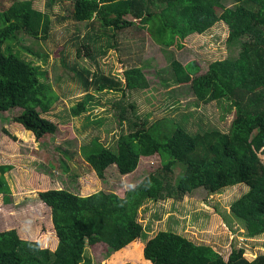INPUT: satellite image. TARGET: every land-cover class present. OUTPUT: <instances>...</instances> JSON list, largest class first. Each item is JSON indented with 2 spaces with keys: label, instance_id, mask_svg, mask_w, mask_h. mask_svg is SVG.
<instances>
[{
  "label": "trees",
  "instance_id": "trees-1",
  "mask_svg": "<svg viewBox=\"0 0 264 264\" xmlns=\"http://www.w3.org/2000/svg\"><path fill=\"white\" fill-rule=\"evenodd\" d=\"M35 1L16 0L0 11V112L21 108L14 120L39 141L59 128L43 115L55 102L50 85L43 80L46 72L6 45L19 32L43 39L49 35L51 15L38 9ZM56 1L71 2V17L92 27L80 43H91L95 55L117 45L119 30L137 20L148 24L170 61V80L190 83L202 103L228 98L235 106V117L228 132L213 128L192 133L181 125L166 130L162 121L146 128L142 121L119 136L116 149L93 139L84 155L100 179H105L113 164L127 174L142 156L154 154L161 158V170L144 177L124 196L105 189L86 196L66 188L39 191L37 196L50 209L58 238L53 259L39 241L24 239L11 229L0 231V264H91L85 258L87 245L105 243L109 251L117 252L143 239V225L137 216L147 200L182 198L201 186L218 190L232 183L235 168L255 166L264 152V0H235L233 5L224 4V0H47V7L52 8ZM219 21L227 24L230 41H240L238 53L214 61L205 73L193 78L172 47H182L189 35L204 33ZM97 23L98 32L93 33ZM75 63H66V67L87 94L94 89L120 90L125 95L150 84L141 66L125 69L124 79H119ZM178 164L185 170L171 183L169 177ZM245 182L248 190L231 204V211L252 238L264 234V172L250 173ZM181 239L172 230H161L146 242L145 254L155 264H264V253L248 259L244 247L233 248L227 259L222 255L214 258L205 247L195 248L198 254L192 261L174 259L172 254H178Z\"/></svg>",
  "mask_w": 264,
  "mask_h": 264
},
{
  "label": "rangeland",
  "instance_id": "rangeland-1",
  "mask_svg": "<svg viewBox=\"0 0 264 264\" xmlns=\"http://www.w3.org/2000/svg\"><path fill=\"white\" fill-rule=\"evenodd\" d=\"M14 1L0 0V11ZM234 2L224 0L227 5ZM35 6L51 15L47 38L19 32L6 45L46 72L43 80L50 85L55 102L43 115L57 122L59 128L54 135L38 141L31 130L14 120L21 108L0 112V187L5 188L0 190V231L16 229L24 239L39 241L53 259L58 238L51 211L40 204L38 197L31 199L32 194L57 187L83 196L100 189L124 196L144 177L161 170V158L154 154L142 156L137 167L127 174L113 164L106 170L105 179H100L84 155L85 147L93 139L116 149L119 136L131 132L142 121L147 123L146 128L162 121L160 125L166 130L181 125L192 133L213 128L228 132L235 106L228 98L220 103L199 102L190 83L174 84L170 80L172 67L168 56L148 24L137 20L119 30L117 45L105 54L95 55L91 43H80L92 27L71 17V2L56 1L48 8L47 0H36ZM95 26L93 33L98 32V23ZM228 34L227 24L219 21L204 33L189 35L182 47L172 49L194 78L205 73L214 61L237 55L240 41H230ZM66 63L119 79H124L125 69L141 66L150 84L148 88L128 90L125 95L120 90L94 89L87 94ZM120 119L124 121L122 125ZM173 170L171 183L184 172L185 166L178 164ZM235 171L232 183L215 191L201 186L182 198L147 200L137 216L143 225V239L117 252L109 251L105 243L87 245L86 260L91 264H155L145 254V245L161 230H172L182 238L178 254H172L174 259L192 261L198 254L195 248L204 247L214 258L222 255L225 259L233 248L244 247L245 256L254 259L264 253V234L247 236L248 231L233 215L231 204L248 190L245 178L250 173L264 172V152L255 166L243 165Z\"/></svg>",
  "mask_w": 264,
  "mask_h": 264
},
{
  "label": "crops",
  "instance_id": "crops-1",
  "mask_svg": "<svg viewBox=\"0 0 264 264\" xmlns=\"http://www.w3.org/2000/svg\"><path fill=\"white\" fill-rule=\"evenodd\" d=\"M56 188H57V187H56ZM37 197H38V196H37V193H35L34 195H33V194L31 195V199H35V198H37ZM38 199H39V198H38ZM38 199H37V200H38ZM29 200H30V199H27V201H29ZM39 201H40V204H41L42 201H41V200H39ZM42 204H44V203L42 202ZM45 206H46V205H45ZM46 208H48V207L46 206ZM48 209H49V208H48ZM49 210H50V209H49ZM53 227H54V226H53ZM22 237H23V236H22Z\"/></svg>",
  "mask_w": 264,
  "mask_h": 264
}]
</instances>
